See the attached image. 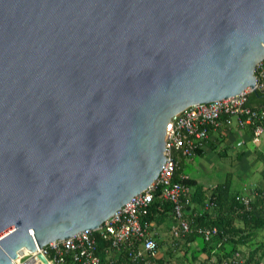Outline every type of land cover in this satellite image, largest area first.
<instances>
[{"label": "water", "instance_id": "water-1", "mask_svg": "<svg viewBox=\"0 0 264 264\" xmlns=\"http://www.w3.org/2000/svg\"><path fill=\"white\" fill-rule=\"evenodd\" d=\"M263 57L264 0H0V264L98 228Z\"/></svg>", "mask_w": 264, "mask_h": 264}, {"label": "built area", "instance_id": "built-area-1", "mask_svg": "<svg viewBox=\"0 0 264 264\" xmlns=\"http://www.w3.org/2000/svg\"><path fill=\"white\" fill-rule=\"evenodd\" d=\"M255 88L264 86V57L255 66ZM246 90L238 95L199 103L186 107L171 117L167 126L168 135L164 140L165 161L158 177L144 191L129 199L112 216L94 230H83L72 237L52 241L40 250L22 256L11 264H117L114 261L101 260L98 251L99 242L103 243L106 256L111 251L118 252L125 260L124 264H157L159 246L150 235V223L145 217L158 193L161 200L172 204V228L174 237L198 234L205 241H210L218 234L215 226L192 228L186 217V206L189 203L190 189L181 182H174L173 176L177 160L191 162L202 150L209 133L220 130L222 133L231 127L235 120L238 127L252 126L253 142L256 143L263 131L264 109H254L247 105ZM180 179H187L180 175ZM245 210H249L250 200L237 196ZM42 255L45 262L38 258ZM123 264V263H121ZM223 264H245L241 255L236 252Z\"/></svg>", "mask_w": 264, "mask_h": 264}, {"label": "crops", "instance_id": "crops-1", "mask_svg": "<svg viewBox=\"0 0 264 264\" xmlns=\"http://www.w3.org/2000/svg\"><path fill=\"white\" fill-rule=\"evenodd\" d=\"M250 105L252 108L261 109L264 107V99L252 96ZM223 130H225L223 133L219 129L212 130L209 133L202 150L191 163L183 160L184 163L181 159V175L186 176L187 179L195 183V186L189 187V203L187 205L188 208H186V216L190 221H193L195 218L198 220L201 213L206 214V220L216 219L219 211L213 204H208V201L217 186L228 185L230 197L241 196L249 199L252 198V194H256L258 191L264 192V127L256 143L253 142L251 125L238 127L235 120H233L231 127ZM194 160L197 163H194ZM220 162L225 163L226 171H228L227 178H229V180L226 179L222 184L208 182V185H210L208 187L207 183L202 182L199 177L193 178V176L191 177L183 173V169L187 165L186 163L192 169L195 168L196 164L197 167L203 168L205 172V169L214 168ZM230 171L239 180L241 191L231 192L232 183L230 179L233 177V174ZM196 187H200L201 197L203 198L202 203H194L193 201L194 195H196ZM263 211L264 205H259L256 207L255 214L264 218ZM239 214L240 210L233 208L230 215L227 216L230 225L236 229L243 228ZM174 226L175 222L172 220V217L160 223L150 222V235L157 241L159 246L157 264H223V260L221 262L218 261L217 256L213 254L214 251L211 252V255L201 251L202 241L199 238L194 237L189 239V236L174 237L172 235V228ZM252 232L254 233V237H252L254 243L264 241V228H256ZM243 234H247V232ZM236 238L237 236L234 239ZM179 249L181 251L178 252ZM240 250H248L246 251L247 254L251 251L246 246H240ZM257 254V260H259V257L261 258L259 264H263L264 255H261V251H258ZM106 259L121 264L122 256L116 251H111L107 254Z\"/></svg>", "mask_w": 264, "mask_h": 264}, {"label": "trees", "instance_id": "trees-1", "mask_svg": "<svg viewBox=\"0 0 264 264\" xmlns=\"http://www.w3.org/2000/svg\"><path fill=\"white\" fill-rule=\"evenodd\" d=\"M252 96L262 97L264 99V92L256 90L255 92H250L247 94V105L251 107L250 100ZM252 108V107H251ZM256 109V108H254ZM261 109H264L261 108ZM264 126V124H263ZM253 129V128H252ZM199 154V153H198ZM182 174V161L181 158L177 160V167L174 172L173 181L181 182L187 187L195 186L194 181L185 179H180ZM236 197L229 196V187L228 185L217 186L211 197L209 198L208 204H213L218 209V215H216L215 220H206V214L201 213L199 219H193V221L187 220L192 228H197L201 226H215L219 229L217 235L211 238L210 241H205L198 234H190V238H199L202 241L201 251L205 252L208 255H211V252L214 251V255L217 256L218 261H224L227 258L233 256L236 252L239 251L240 246H246L251 249L252 252L261 251V255H264V241L260 243H254L253 238L254 233L252 230L256 228H264V218H261L255 214L256 207L259 205H264V192L258 191L254 195V199L250 202L249 210H245L242 203L236 200ZM194 203H202L203 198L201 197L200 187H196V195L193 198ZM206 204V203H205ZM204 205V203H203ZM225 208V209H224ZM233 208L240 210L239 219L243 223V228L236 229L232 227L227 218L230 215V212ZM172 217V204L170 202L161 200L158 193L155 194L154 200L151 203L148 214L143 217V221L150 223L152 221L160 223L166 221L167 218ZM247 232V234H243ZM235 236H237L236 239ZM104 244L99 242L98 251L101 260L104 262L106 259V254L103 252ZM253 254V253H252ZM252 254L247 258L245 264L253 263ZM121 263H125L124 258L122 257ZM256 263V262H255ZM264 264V261H263Z\"/></svg>", "mask_w": 264, "mask_h": 264}, {"label": "rangeland", "instance_id": "rangeland-1", "mask_svg": "<svg viewBox=\"0 0 264 264\" xmlns=\"http://www.w3.org/2000/svg\"><path fill=\"white\" fill-rule=\"evenodd\" d=\"M188 163H191V162H188ZM188 163H186L187 165L183 169V173L187 174L191 177L193 176V178L199 177L202 180V182L207 183L208 187L210 186V185H208V182L214 183V184H217V183L222 184V182H225L226 179L229 180V178H227V176H228L227 172L228 171H226V166H225L224 162H220V163L216 164L214 168L211 167V168L205 169V172H204L203 168L197 167L196 164H195V168L192 169L190 166H188ZM194 163H197L196 160H194ZM230 173L233 174L232 175L233 177L230 179L231 183H232L231 192L241 191L242 189H241V186L239 185V180L236 179V177H234L235 174L233 172L230 171ZM229 176H230V174H229ZM240 184H241V182H240ZM254 195H255V193L252 194V196H251L252 198H249L250 201L252 199H254ZM186 208H188V207L186 206ZM259 214H260V212H259ZM182 237H184V236H182ZM179 251H181V249H179L178 252ZM246 251H248V250H240L238 252L241 255L243 261L246 263L247 258H249L250 255L253 253L252 254L253 263H250V264H259V261H261V258L259 257V260H257V257H258L257 253L258 252L250 251L249 254H247ZM174 255H176V254L174 253Z\"/></svg>", "mask_w": 264, "mask_h": 264}, {"label": "bare ground", "instance_id": "bare-ground-1", "mask_svg": "<svg viewBox=\"0 0 264 264\" xmlns=\"http://www.w3.org/2000/svg\"><path fill=\"white\" fill-rule=\"evenodd\" d=\"M20 258V257H19ZM19 258H17V259H19ZM17 259H15L13 262H15Z\"/></svg>", "mask_w": 264, "mask_h": 264}]
</instances>
